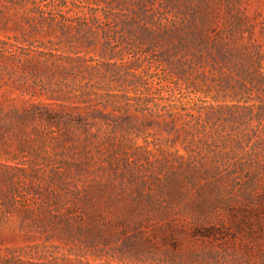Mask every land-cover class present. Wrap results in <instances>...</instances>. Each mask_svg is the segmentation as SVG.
<instances>
[{
	"label": "trees",
	"instance_id": "obj_1",
	"mask_svg": "<svg viewBox=\"0 0 264 264\" xmlns=\"http://www.w3.org/2000/svg\"><path fill=\"white\" fill-rule=\"evenodd\" d=\"M4 1L32 5L23 20L31 32H46L49 40L39 45L26 40L29 46L23 47L0 39V59L13 60L21 72L12 83L36 98L12 109L0 101V130L39 124L57 127L63 139L53 147L61 152L47 160L44 183L35 174L29 182L26 177L14 182L17 194L19 184L36 186L38 192L19 196L20 201L13 195L3 206L24 208L22 227L47 233L42 257L55 248L54 239L72 245L70 253L48 264H190L179 250L180 239L185 234L203 237L204 226L153 220L157 194L145 192L114 154H92L96 135L91 127L102 126L99 120L107 124V109L123 114L121 126L131 120L127 114L132 109L175 124L199 122L203 108L187 107L155 86L176 76L187 88L198 87L197 77L207 73L214 82L209 88L231 92L238 103L209 107L205 124L231 121L239 131L205 164L187 161L180 164L181 172L191 179L205 176L206 187L216 190L243 181L242 173L258 175L242 127L264 131V58L259 45L241 40V18L230 15V25L218 28L217 3L205 10V0ZM134 66L146 68L137 73L131 71ZM28 136L24 132L18 140L20 148L28 146ZM68 141L73 143L64 146ZM71 151L75 156L63 154ZM18 170L26 173L28 167ZM171 178L180 180L177 173Z\"/></svg>",
	"mask_w": 264,
	"mask_h": 264
},
{
	"label": "rangeland",
	"instance_id": "obj_2",
	"mask_svg": "<svg viewBox=\"0 0 264 264\" xmlns=\"http://www.w3.org/2000/svg\"><path fill=\"white\" fill-rule=\"evenodd\" d=\"M210 2L217 3L213 10L220 17L217 27L229 26L230 15L239 16L244 32L241 40L259 45L264 58V0H205V10ZM32 8V5L21 6L16 1L0 0V39L23 47L29 46L26 40L36 41L35 45L47 43L46 32H31L23 20V15ZM145 68L134 66L131 71L141 73ZM20 73L13 60L0 59V84L3 86L0 101L7 109L22 108L36 101L35 97L24 94L12 83V78ZM197 78L198 87L190 85L187 88L176 76L155 87L165 88L162 95H174L187 107L203 108L199 122L175 124L158 118L155 113L132 109L127 114L131 120L121 126L123 114L107 109L104 110L108 116L107 124L99 120L102 126L91 127V132L96 135L91 137L94 142L91 152L94 155L114 154L122 160V167L143 184L145 192L157 194L160 204L154 210L153 220L167 219L188 228L199 224L204 226L203 237L193 238L185 234L180 239L179 250L185 253L190 264H264V131L247 128V125L242 127L249 135L245 150L257 161L259 173L256 176L239 174L243 181L216 190L206 187L205 176L191 179L188 172H181L180 164L187 161L205 164L210 156L221 152L228 137L239 131L233 130L236 125L231 121L216 120L215 124H205L206 115L211 110L209 107L218 110L220 105L232 106L238 103V98L231 92L209 88L214 84L210 74ZM251 97L255 98V95ZM194 113L198 115L196 111ZM24 132L29 135L28 146L22 149L18 140ZM61 133L57 127L46 128L39 124L27 127L7 125L0 130V264H48V259L53 261L54 256H63L72 249V245H66L65 241L54 239L55 248L46 258L42 257L41 249L47 233L22 227L23 213L20 211L24 208L3 206L13 195L20 201L23 199L19 196L30 197L38 192L36 186L19 184L17 194L14 182L25 177L29 182L34 178L33 174L40 182H45L49 173L47 160L61 152L53 148L56 140L63 139ZM72 143L65 142L64 146ZM63 154L72 157L76 153ZM23 167H28L26 173L18 170ZM174 173L179 174L180 180L169 179ZM6 174L10 181L6 180ZM255 177L256 184L247 182Z\"/></svg>",
	"mask_w": 264,
	"mask_h": 264
}]
</instances>
